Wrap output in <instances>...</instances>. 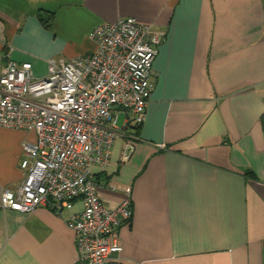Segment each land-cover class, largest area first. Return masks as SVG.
<instances>
[{
  "label": "crops",
  "instance_id": "crops-1",
  "mask_svg": "<svg viewBox=\"0 0 264 264\" xmlns=\"http://www.w3.org/2000/svg\"><path fill=\"white\" fill-rule=\"evenodd\" d=\"M122 17L166 38L141 129L119 110L109 164L92 168L109 207L131 190L112 264H264V0H0V73L13 59L42 77L48 59L92 53L90 32ZM35 138L0 126V199L23 181ZM83 208H0V264H77L66 220Z\"/></svg>",
  "mask_w": 264,
  "mask_h": 264
},
{
  "label": "built area",
  "instance_id": "built-area-1",
  "mask_svg": "<svg viewBox=\"0 0 264 264\" xmlns=\"http://www.w3.org/2000/svg\"><path fill=\"white\" fill-rule=\"evenodd\" d=\"M92 53L50 58L37 77L29 61L10 59L0 73V126L33 132L23 143V181L3 189L0 208L31 213L47 206L76 233L77 264H112L123 250L119 228L133 217L131 190L116 207L104 203L92 168H106L120 134L118 111L143 123L155 88L154 60L164 31L135 17L97 25Z\"/></svg>",
  "mask_w": 264,
  "mask_h": 264
},
{
  "label": "trees",
  "instance_id": "trees-1",
  "mask_svg": "<svg viewBox=\"0 0 264 264\" xmlns=\"http://www.w3.org/2000/svg\"><path fill=\"white\" fill-rule=\"evenodd\" d=\"M51 19H52V16L51 15H48L47 17H43V18H41V20L43 21V23L47 26L50 22H51ZM134 128H136L137 130H140L141 129V123H139V124H136V122H135V124H134ZM249 176H251V177H255L254 176V173L253 172H248L247 173Z\"/></svg>",
  "mask_w": 264,
  "mask_h": 264
}]
</instances>
